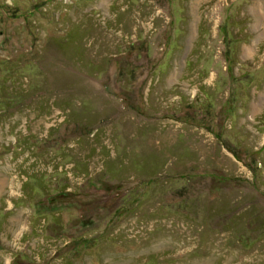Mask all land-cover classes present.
I'll use <instances>...</instances> for the list:
<instances>
[{"label":"rangeland","instance_id":"rangeland-1","mask_svg":"<svg viewBox=\"0 0 264 264\" xmlns=\"http://www.w3.org/2000/svg\"><path fill=\"white\" fill-rule=\"evenodd\" d=\"M263 32L264 0H0V264H264Z\"/></svg>","mask_w":264,"mask_h":264},{"label":"bare ground","instance_id":"bare-ground-1","mask_svg":"<svg viewBox=\"0 0 264 264\" xmlns=\"http://www.w3.org/2000/svg\"><path fill=\"white\" fill-rule=\"evenodd\" d=\"M255 8H256V10L259 11L260 14H263V11H262L263 8H262V6H259V5H258V6H256ZM259 20H260V19H259ZM263 35H264V32H263ZM250 48H251V47H250ZM246 50H247V53H248V54L251 52V49H248V48H247ZM254 107L257 108V107H258V103H255V104H254Z\"/></svg>","mask_w":264,"mask_h":264}]
</instances>
